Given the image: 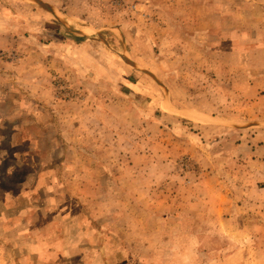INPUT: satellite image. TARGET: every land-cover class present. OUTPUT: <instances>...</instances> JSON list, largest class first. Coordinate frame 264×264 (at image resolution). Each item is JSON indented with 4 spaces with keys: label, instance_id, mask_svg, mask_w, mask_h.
Wrapping results in <instances>:
<instances>
[{
    "label": "rangeland",
    "instance_id": "obj_1",
    "mask_svg": "<svg viewBox=\"0 0 264 264\" xmlns=\"http://www.w3.org/2000/svg\"><path fill=\"white\" fill-rule=\"evenodd\" d=\"M0 264H264V0H0Z\"/></svg>",
    "mask_w": 264,
    "mask_h": 264
}]
</instances>
